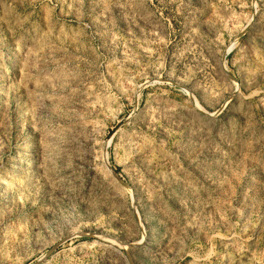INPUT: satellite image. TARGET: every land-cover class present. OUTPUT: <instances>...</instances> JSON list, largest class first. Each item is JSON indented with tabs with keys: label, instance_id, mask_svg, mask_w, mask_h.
<instances>
[{
	"label": "rangeland",
	"instance_id": "rangeland-1",
	"mask_svg": "<svg viewBox=\"0 0 264 264\" xmlns=\"http://www.w3.org/2000/svg\"><path fill=\"white\" fill-rule=\"evenodd\" d=\"M0 264H264V0H0Z\"/></svg>",
	"mask_w": 264,
	"mask_h": 264
}]
</instances>
